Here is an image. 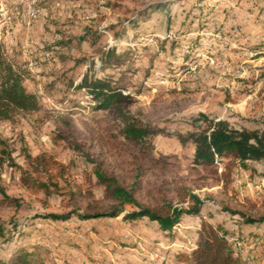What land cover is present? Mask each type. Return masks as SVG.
<instances>
[{"label": "rangeland", "instance_id": "rangeland-1", "mask_svg": "<svg viewBox=\"0 0 264 264\" xmlns=\"http://www.w3.org/2000/svg\"><path fill=\"white\" fill-rule=\"evenodd\" d=\"M0 13V81L12 67L39 102L0 121V264L22 251L30 264H195L183 255L203 221L223 225L248 264H264V221L246 222L264 217V160L197 163L194 139L180 137L206 126L200 113L264 130V0H0ZM114 46L128 52L102 66ZM85 73L118 79L130 114L160 132L129 139L112 109L76 87ZM96 166L143 205L187 208L184 187L202 211L171 231L124 220L130 204L84 219L120 204Z\"/></svg>", "mask_w": 264, "mask_h": 264}, {"label": "trees", "instance_id": "trees-1", "mask_svg": "<svg viewBox=\"0 0 264 264\" xmlns=\"http://www.w3.org/2000/svg\"><path fill=\"white\" fill-rule=\"evenodd\" d=\"M1 18V13H0ZM94 35L100 36V32ZM128 52L117 51V48L109 47L103 50L101 62L102 66L107 63L117 64L123 59L124 54ZM0 66L2 63L0 62ZM7 73L0 81V121L10 119L14 113L20 111H34L39 108V102L36 94L27 91L23 85L22 77L12 67H7ZM77 88H85L98 101V109H112L125 123V134L131 140H142L150 134H157L158 130L143 126L130 114L127 108L132 104V98L123 92L119 85V80L110 76L100 77L85 73L76 85ZM200 120L206 123V126L199 132H193L189 137L180 136L183 141L187 138H193L196 143L195 161L197 163L213 164L216 156L220 158H229L238 161V164L247 167L249 161L264 160V130L259 128H235L222 119L210 120L205 113H200L198 118H194L196 123ZM201 126V124H199ZM4 144L0 136V145ZM229 167V166H228ZM230 168L224 172L230 173ZM96 173L101 182L106 185L110 197L119 201L111 210L104 213H81L84 219L91 217H116L126 209L124 205L130 204L135 207L127 211L123 219L135 222L143 217L157 221L160 228L165 231H171L180 221L185 213L200 214L204 205L200 196L184 187L178 189V196L181 201H189V206L178 207L173 205L167 199L158 206H148L141 204L135 196V190L127 189L118 183L114 177L106 176L100 167H95ZM229 170V171H228ZM230 176V174H228ZM47 216L54 219L66 218V215L49 213ZM69 217V216H68ZM263 222L264 217L254 219L246 217V222ZM3 223H0V232L3 233ZM227 230L223 225H213L210 222L203 221L201 228V238L197 247L193 249L190 255H183L186 258H193L195 264H248L245 256H241L236 251L233 243L227 237ZM241 244V241H237ZM27 251H22L12 264H30Z\"/></svg>", "mask_w": 264, "mask_h": 264}]
</instances>
